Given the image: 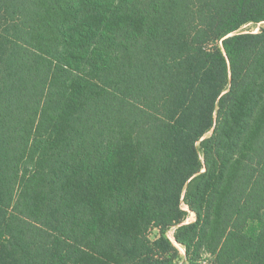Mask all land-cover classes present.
Returning <instances> with one entry per match:
<instances>
[{
	"label": "trees",
	"instance_id": "obj_1",
	"mask_svg": "<svg viewBox=\"0 0 264 264\" xmlns=\"http://www.w3.org/2000/svg\"><path fill=\"white\" fill-rule=\"evenodd\" d=\"M261 22L264 0H0V264H173L171 227L186 264H264Z\"/></svg>",
	"mask_w": 264,
	"mask_h": 264
},
{
	"label": "rangeland",
	"instance_id": "obj_2",
	"mask_svg": "<svg viewBox=\"0 0 264 264\" xmlns=\"http://www.w3.org/2000/svg\"><path fill=\"white\" fill-rule=\"evenodd\" d=\"M261 28H264V22H261L258 24L248 23V24L242 26L239 31L240 32H258ZM193 220H194V214L192 212H189L185 222H190ZM174 230H175V227H171L165 233L166 237H168L171 241H173V243L175 244V246L179 250L180 258L175 260V262L173 264H186V262L184 261V258H183L184 257L183 247L174 241V238H173ZM156 234H157V230H152L151 231V238H153Z\"/></svg>",
	"mask_w": 264,
	"mask_h": 264
}]
</instances>
